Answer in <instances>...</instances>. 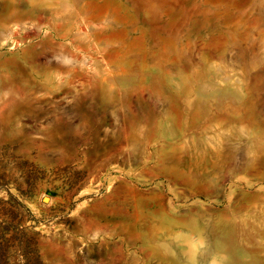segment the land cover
Segmentation results:
<instances>
[{"label": "rangeland", "instance_id": "1", "mask_svg": "<svg viewBox=\"0 0 264 264\" xmlns=\"http://www.w3.org/2000/svg\"><path fill=\"white\" fill-rule=\"evenodd\" d=\"M10 264H264V0H0Z\"/></svg>", "mask_w": 264, "mask_h": 264}, {"label": "trees", "instance_id": "2", "mask_svg": "<svg viewBox=\"0 0 264 264\" xmlns=\"http://www.w3.org/2000/svg\"><path fill=\"white\" fill-rule=\"evenodd\" d=\"M9 258L10 257L8 254L7 241L5 240V236L3 235V236H0V264H10ZM32 260H35L36 264H43L40 261L39 255H37L36 258Z\"/></svg>", "mask_w": 264, "mask_h": 264}]
</instances>
